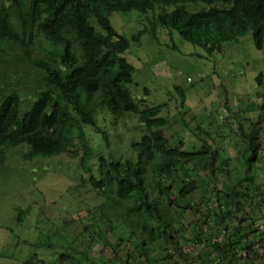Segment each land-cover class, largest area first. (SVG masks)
<instances>
[{
    "label": "trees",
    "instance_id": "1",
    "mask_svg": "<svg viewBox=\"0 0 264 264\" xmlns=\"http://www.w3.org/2000/svg\"><path fill=\"white\" fill-rule=\"evenodd\" d=\"M136 13L143 24L127 36L133 26L125 30L119 17L136 21ZM159 28L208 53L251 32L262 50L264 0H0V72L16 69L15 81L0 79V163L19 145L28 160L79 158L72 188L93 193L79 203L80 229L72 234L76 218L65 219L47 243L39 240L60 250V264H264V225L256 222L264 220V181L254 170L264 165V99L247 131L240 122L245 146L236 154L209 141L195 150L171 143L162 105H144L128 88L134 67L123 56ZM125 115L139 124L131 129L137 135L120 138L119 152L99 122L109 128ZM88 128L104 150L93 147ZM221 173L223 185L206 198L205 184ZM185 211L189 225L181 223Z\"/></svg>",
    "mask_w": 264,
    "mask_h": 264
},
{
    "label": "rangeland",
    "instance_id": "2",
    "mask_svg": "<svg viewBox=\"0 0 264 264\" xmlns=\"http://www.w3.org/2000/svg\"><path fill=\"white\" fill-rule=\"evenodd\" d=\"M135 17L136 21L124 15L118 18L125 30L133 26L125 33L127 36L143 24L138 13ZM112 20L114 24V17ZM157 33L156 37L144 34L138 41H131L123 54L134 67L128 88L142 104L162 105L159 115L168 119L164 134L171 143L183 142V149L195 150L209 141L213 149H219L224 155L236 154L245 146L240 122L247 131L251 120L256 121L263 113L258 106L264 99V48L255 47L251 32L237 41L224 43L219 52L212 53L185 40L177 31L167 34L159 28ZM15 70L1 71L2 83L15 81ZM109 123V128L104 122H99V127L106 131L112 150L119 148L120 152L124 146L120 145V138L128 141L130 134L137 135L131 129L137 127L138 119L125 115ZM121 126L129 130L120 132ZM92 130L88 128L87 133L93 147L104 150L102 139ZM258 139L264 149V122ZM26 152V145L12 147L5 151L0 163V264H60V250L48 248L44 243L40 245L39 240L47 243L51 227L57 229L65 219L76 218L70 230L72 234L77 233L81 221L77 218L78 212L81 215L85 212L78 209L79 203L85 195L93 193L88 186L79 192L72 188L82 172L79 158L62 153L28 160L24 156ZM235 165H238L236 159L231 160L230 167L233 169ZM259 166L262 170L258 166L254 169L258 182L264 181V165ZM83 176L88 175L83 172ZM218 177V181L213 178L214 181L205 184L206 198L214 187L223 185L224 173ZM227 177L230 181V176ZM97 202L92 197L89 204ZM29 207L31 210L21 213ZM19 215L21 222L17 219ZM190 217L185 211L181 223L189 225ZM256 222L264 225V220Z\"/></svg>",
    "mask_w": 264,
    "mask_h": 264
},
{
    "label": "clouds",
    "instance_id": "3",
    "mask_svg": "<svg viewBox=\"0 0 264 264\" xmlns=\"http://www.w3.org/2000/svg\"><path fill=\"white\" fill-rule=\"evenodd\" d=\"M10 68H6V70H9ZM12 69V68H11Z\"/></svg>",
    "mask_w": 264,
    "mask_h": 264
},
{
    "label": "built area",
    "instance_id": "4",
    "mask_svg": "<svg viewBox=\"0 0 264 264\" xmlns=\"http://www.w3.org/2000/svg\"><path fill=\"white\" fill-rule=\"evenodd\" d=\"M261 228H262V225H261Z\"/></svg>",
    "mask_w": 264,
    "mask_h": 264
}]
</instances>
